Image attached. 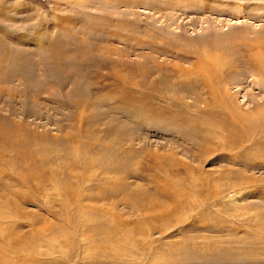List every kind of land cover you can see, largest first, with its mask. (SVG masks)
Wrapping results in <instances>:
<instances>
[{
    "label": "rangeland",
    "instance_id": "374dc122",
    "mask_svg": "<svg viewBox=\"0 0 264 264\" xmlns=\"http://www.w3.org/2000/svg\"><path fill=\"white\" fill-rule=\"evenodd\" d=\"M0 264H264V0H0Z\"/></svg>",
    "mask_w": 264,
    "mask_h": 264
}]
</instances>
